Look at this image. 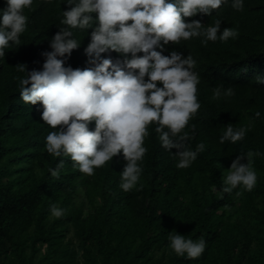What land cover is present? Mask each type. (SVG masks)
Listing matches in <instances>:
<instances>
[{
	"label": "trees",
	"instance_id": "trees-1",
	"mask_svg": "<svg viewBox=\"0 0 264 264\" xmlns=\"http://www.w3.org/2000/svg\"><path fill=\"white\" fill-rule=\"evenodd\" d=\"M5 6L0 0V9ZM68 7L63 0H34L25 9L22 45L0 59V264H264V155L253 157L258 180L251 192L236 196L239 188L232 194L219 191L224 166L230 168L248 151L264 153V84L254 81L264 76V0H245L243 11L225 4L211 16L184 18L204 25L219 18L221 31H239L226 43L209 41L205 46L200 38L170 42L163 53L190 54L197 61L202 107L189 121L194 129L185 130L192 135L188 144L193 150L200 142L206 149L189 168L178 169L150 126L141 179L129 192L119 187L126 163L122 154L93 176L73 167L70 157L49 155L45 137L53 129L42 121L39 104H24L19 96L16 77L24 74L16 65L26 64L28 71L42 68L41 53L51 51L50 39ZM91 31L74 30L81 47L73 50L66 66L89 67L84 48ZM118 55L111 53L114 59ZM221 83L232 86L235 95L213 100L212 89ZM250 122L243 141L219 143L224 126ZM60 159L65 167L57 179L49 169ZM80 191L94 206L87 215L83 205L73 203ZM52 204L67 209L65 215L52 219ZM172 231L193 240L203 237L205 252L192 260L177 257L168 246Z\"/></svg>",
	"mask_w": 264,
	"mask_h": 264
},
{
	"label": "clouds",
	"instance_id": "clouds-1",
	"mask_svg": "<svg viewBox=\"0 0 264 264\" xmlns=\"http://www.w3.org/2000/svg\"><path fill=\"white\" fill-rule=\"evenodd\" d=\"M33 2L5 0L6 6L0 9V59L5 58L6 50L22 45L21 36L28 23L25 9H30ZM63 3L69 7L62 11L61 27L50 39L51 51L41 53L45 58L42 68L28 71L26 64L16 65L17 72L24 74L16 77L21 101L32 106L39 104L42 121L53 129L45 137L47 153L70 157L73 167L87 176H93L96 169L122 154L126 163L119 187L129 192L141 179V162L147 152L144 142L150 135L149 127L154 126L161 147L176 159V167L189 168L206 149L205 143L200 142L193 150L188 144L192 135L185 130L202 107L197 95L201 76L192 55L184 57L177 51L164 55L165 46L193 38H200L205 46L209 41L226 43L236 39V28L221 31L222 19L204 25L199 20L186 22L184 18L211 16L213 10L225 4L243 11L245 0ZM89 29L90 42L84 48L89 67L66 66L73 50L81 47L74 30ZM113 52L119 54L115 59ZM254 81L264 84V76L257 75ZM212 93L213 100L235 95L234 88L223 83L214 87ZM255 117L260 118L261 113L257 111ZM252 126L251 122L240 127L227 124L219 143L243 141ZM171 149L177 151L173 154ZM262 155L258 151L238 155L230 168L222 172L219 191L232 194L239 188L236 196L251 192L258 180L253 157ZM245 159L247 162L243 163ZM64 167L65 160L60 159L49 172L58 179ZM66 211L56 204L50 205L54 218H61ZM168 246L177 257L192 260L202 256L207 242L203 237L193 240L172 231Z\"/></svg>",
	"mask_w": 264,
	"mask_h": 264
},
{
	"label": "rangeland",
	"instance_id": "rangeland-1",
	"mask_svg": "<svg viewBox=\"0 0 264 264\" xmlns=\"http://www.w3.org/2000/svg\"><path fill=\"white\" fill-rule=\"evenodd\" d=\"M223 169L224 170H227V169H229V167L227 166V167H223ZM73 203L74 204H76V205H83L84 206V209H85V213H86V215L90 212V211H92L93 210V205H91L90 203H89V201L87 200V198H86V196H85V193L83 192V191H80L76 196H75V198H74V200H73ZM54 217H52V219H53ZM69 238L71 239V240H74V242H76L75 241V239H74V237H73V234H70L69 235Z\"/></svg>",
	"mask_w": 264,
	"mask_h": 264
}]
</instances>
